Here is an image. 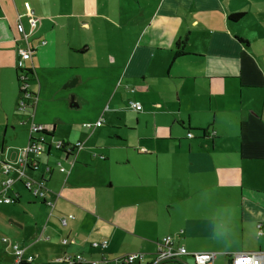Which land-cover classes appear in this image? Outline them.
I'll return each instance as SVG.
<instances>
[{
  "label": "crops",
  "instance_id": "crops-1",
  "mask_svg": "<svg viewBox=\"0 0 264 264\" xmlns=\"http://www.w3.org/2000/svg\"><path fill=\"white\" fill-rule=\"evenodd\" d=\"M20 49L34 87L41 70L72 74L76 95L57 117L38 111L34 90L17 109ZM81 63L89 88L78 91ZM33 125L44 150L24 156ZM6 164L15 202L0 204V264L13 246L34 264L264 254V0H0V192ZM165 237L188 255L157 263Z\"/></svg>",
  "mask_w": 264,
  "mask_h": 264
},
{
  "label": "built area",
  "instance_id": "built-area-1",
  "mask_svg": "<svg viewBox=\"0 0 264 264\" xmlns=\"http://www.w3.org/2000/svg\"><path fill=\"white\" fill-rule=\"evenodd\" d=\"M29 24L31 28H35L37 25V20L34 18H30ZM18 32L22 36L23 39L27 40L28 36L23 30V27L21 25H18ZM40 45H44V42H42ZM31 59V51L30 49L24 50L20 49L18 50V60H17V79L19 81V91L21 94V99H19L17 104V109L19 111L24 112L26 108V104L24 101L32 99L31 94L27 90V82L29 79V76L31 75V71L28 70L25 67V63ZM29 75V76H28ZM130 109L139 112L141 110V107L135 103L130 102L129 103ZM102 122H97L95 124L96 127H100ZM85 127L89 128L92 125L85 124ZM45 130L43 127L35 126L33 125L31 127V135L32 138L30 140V143L23 148L22 152L23 155L26 156L28 154H36L40 155L44 148H41L38 146L39 142H43L42 137H36V135H40ZM189 138L191 137L190 134L187 135ZM45 146V144H44ZM81 144L77 143L73 147H67L65 148L62 144L58 143L56 145V149L63 150L66 153H72L76 149H80ZM24 160H22L20 163H22ZM27 164V163H25ZM29 165V164H27ZM30 167L33 171L38 169L37 164L30 165ZM12 170L11 165H2L1 167V174L4 176H7ZM48 171V170H47ZM63 171V169H61ZM24 173H21V176H23ZM13 179L8 177L4 181L2 185V191L0 192V204H13L15 202L14 198L7 197L5 195V191L7 188L13 183ZM25 187L27 190L31 191L34 197L43 196L42 191H40V185L36 189H34L33 183L31 181L25 182ZM65 221H63V226H65ZM2 243H6L5 240H2ZM65 243V242H63ZM106 242H104L101 246L105 247ZM99 246L98 244H93V247ZM13 250V261L11 264H34V257L33 256H26L24 251L18 248L17 246L12 247ZM188 255L186 250L183 247H174L171 237H165L163 238L158 244H157V263L161 262H170L176 260L179 256ZM263 257L264 255L262 253H239V254H233L231 256V264H263ZM140 256L138 254H131L124 258L118 259L114 262V264H133L139 260ZM192 258L195 261V264H209L212 263L215 255L214 254H195L192 255ZM60 263L63 264H107L106 261H87L82 256H63L60 258V260H57Z\"/></svg>",
  "mask_w": 264,
  "mask_h": 264
},
{
  "label": "rangeland",
  "instance_id": "rangeland-1",
  "mask_svg": "<svg viewBox=\"0 0 264 264\" xmlns=\"http://www.w3.org/2000/svg\"><path fill=\"white\" fill-rule=\"evenodd\" d=\"M90 63L92 62L90 61ZM54 65L55 63H53L52 61H49L48 63L43 62V66H46V67L52 68L54 67ZM86 65L88 64L86 63ZM84 66L85 65H82V63L79 66L81 68L80 73L82 76V82L80 83L81 87L78 88V91L89 88L88 81H85L87 80V77H86L87 74L83 70ZM87 67H89V65ZM97 72H98L97 77H99L101 75V72L100 71H97ZM70 75L72 74L71 73L69 75L65 73L61 74L54 69H46V70H41L37 74L35 78L36 80L35 87H34V83H31L32 81L27 83V86L29 89L28 91L34 90L32 92L36 94L38 104L41 105L40 110H38L39 112H41V110L44 109L46 112H48L47 115H49L50 117L52 118L57 117V114L61 111L60 109L63 107L64 96L66 95V97L71 101L72 97L76 95L74 91L76 90L77 87H74L70 84L71 79L67 80V76H70ZM83 81L85 82L83 83ZM66 84H68L69 86H65ZM102 84L105 85L106 83L102 82ZM91 111L92 109L89 110V113H91ZM3 209L4 207L0 205V213L4 212ZM4 235L6 234L4 233ZM227 243L231 244V241ZM253 253H261V252H253ZM87 261H92V260H87Z\"/></svg>",
  "mask_w": 264,
  "mask_h": 264
},
{
  "label": "trees",
  "instance_id": "trees-1",
  "mask_svg": "<svg viewBox=\"0 0 264 264\" xmlns=\"http://www.w3.org/2000/svg\"><path fill=\"white\" fill-rule=\"evenodd\" d=\"M243 17V14H234V15H230L229 16V19L231 21H238L239 19H241ZM185 43H186V40H184L183 42H177V48H185ZM184 55V53H182L181 51H178V53L175 55L174 58H179V57H182ZM31 73V72H30ZM17 82L19 84V81L17 79ZM40 144L44 145V142H39Z\"/></svg>",
  "mask_w": 264,
  "mask_h": 264
},
{
  "label": "bare ground",
  "instance_id": "bare-ground-1",
  "mask_svg": "<svg viewBox=\"0 0 264 264\" xmlns=\"http://www.w3.org/2000/svg\"><path fill=\"white\" fill-rule=\"evenodd\" d=\"M21 99V98H20ZM32 136V135H31ZM32 138V137H31ZM38 146L41 147V148H44V145L38 143Z\"/></svg>",
  "mask_w": 264,
  "mask_h": 264
},
{
  "label": "clouds",
  "instance_id": "clouds-1",
  "mask_svg": "<svg viewBox=\"0 0 264 264\" xmlns=\"http://www.w3.org/2000/svg\"><path fill=\"white\" fill-rule=\"evenodd\" d=\"M226 230V229H225Z\"/></svg>",
  "mask_w": 264,
  "mask_h": 264
}]
</instances>
